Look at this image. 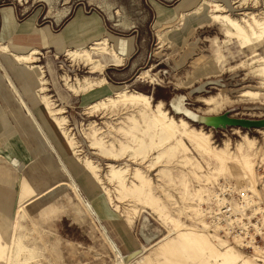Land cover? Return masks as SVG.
I'll return each instance as SVG.
<instances>
[{"label":"rangeland","instance_id":"1","mask_svg":"<svg viewBox=\"0 0 264 264\" xmlns=\"http://www.w3.org/2000/svg\"><path fill=\"white\" fill-rule=\"evenodd\" d=\"M200 4L202 8L193 11ZM211 4L222 10H212ZM214 12L242 30L212 17ZM253 18L264 26V0H0V50L8 51L4 45L23 55L37 50L27 61L30 69L0 52V189L10 194L9 215H0V233L11 242H0V264H122L111 244L122 256L134 254L132 264H264V128H206L170 104L180 96L183 106L196 114L229 110L235 117H264V97L259 102L241 96L245 91L264 94V62L259 60L264 59V34L259 36ZM159 30H165L161 41ZM104 36L112 44L120 38L122 63L92 73L81 57L66 53L68 48H88ZM246 39L250 44L241 46ZM34 68L44 80L40 92L48 95L43 104L49 101L51 108H61L57 117L73 137V147L39 101ZM65 77L73 86L85 78L106 81L74 93ZM122 90L148 95L153 109L161 100L168 115L210 132L214 148L228 141L232 156L251 161L255 181L235 169L217 172L218 163L186 140L185 153L172 149L153 166L162 150L140 148L136 155L122 150L121 143H132L123 132L134 124L140 130L134 134L145 144L156 132L152 114L142 107L91 106ZM218 93L221 100L215 107L197 101ZM107 150L119 158L112 160ZM86 161L95 166L94 172ZM118 168L127 169L123 182L111 172ZM23 178L35 193L43 191L17 214L18 183ZM69 181L89 210L77 200ZM223 182L253 192L248 191L253 202L246 214L262 232L263 240L257 238L262 258L229 244L231 240L204 221L201 204L209 198L205 195ZM76 186L72 184L75 192ZM163 213L173 223H165ZM159 245L168 250L157 254Z\"/></svg>","mask_w":264,"mask_h":264},{"label":"bare ground","instance_id":"2","mask_svg":"<svg viewBox=\"0 0 264 264\" xmlns=\"http://www.w3.org/2000/svg\"><path fill=\"white\" fill-rule=\"evenodd\" d=\"M211 6L213 7L212 10H214V11L222 10V8L220 7L219 4H211ZM200 7H201V4H200ZM211 16L216 18V19L222 18L223 21L224 20L226 21L227 25H237V27L240 28L239 30H242V27L240 25L235 23L232 19L227 18L226 15H221V14H218L217 12H214V14H212ZM253 20L257 25H259V28H260L259 36H262V34H264V26H262L263 23L258 24L254 18H253ZM236 36L240 38L242 36V33L241 34L238 33V34H236ZM157 38L159 39V41L164 39V30H159L157 32ZM247 44H250L248 39L244 40L243 43H241V46L246 47ZM94 52H99L102 54H109V53L114 54V52L111 51V49H109V45L106 42L94 43L88 48L68 50L66 53L68 54V56H70L73 59L76 57H79V58L81 57L82 62L84 64L90 65V69H91L92 73H95V72L100 73L103 70L104 65L100 62V60L93 57L92 54ZM259 60L264 62V59H262V58ZM64 81H65L66 85L68 86V89H70L74 93H78L79 91L89 89L90 87H93V86L99 87L102 84H104L106 80L104 79V77L97 79V80H89V79L85 78V79H83L82 82L77 81L78 82L77 85H74V86L70 85L68 83L67 77L64 78ZM262 88L264 89V85L262 86ZM43 90H44V87L43 86L40 87V91H43ZM241 96L246 98V99H249V98L256 99L257 98L258 101L261 102L263 97H264V94L259 93V92L245 91L242 93ZM44 98H46L45 95H44ZM220 100H221V94H219V93L212 95V96L210 95L208 97H202V96L197 97V101H199L205 105H209V106H213V107L218 105L220 103ZM99 103L101 104L100 106H104V107H105V105L116 106L117 104H120V105L125 106V107L128 105H130L132 107L139 106V107H142L143 109L150 111V113L152 114L153 126L156 128V132H154V135L150 137L149 143L145 144V142L142 138H140L134 134L135 131H140L139 128H137L136 124H134L133 127L129 128L127 130H124L125 132H123V133L131 136L132 137V143L136 146L133 147L131 145L132 143L131 144L121 143L120 147L124 151L125 150L130 151L132 155H136L137 150H139L140 148L146 149L147 150L146 152H150L153 150H162L155 157V160L151 162V166H153L155 164L156 160H158L160 157H162L164 153H167V152L171 151L172 149L177 148V149H180L181 152L185 153L188 150V146L185 143V140H186L191 145H193L195 147V149L199 150L202 154H204L205 156L215 160L218 163L219 169L217 172L229 171V170L235 169V171H237V173H239L243 177H248L250 181L254 180L253 171H252V164L250 163L251 161L249 162V160L247 159V156L246 157H239V155L238 156H232V153L230 151V144L228 141H226L224 143L223 147H220L218 149L214 148L211 145L210 132H207V131H204L202 129H198L196 127L191 126L185 119H183V117L174 118V117L168 115L167 111L162 107L163 102L161 100L158 101L155 109H153L151 101H150V97L148 95L140 93V92H136V91L130 92L127 90H122V91H117L115 93V97H113V98L109 97L105 100H100L99 102H96L91 106L96 107V106H98ZM170 104H171V107L173 108V110L175 112L183 113V114H185V116L187 118L197 120L196 113L190 111L189 109H187L183 106L182 97L174 96L172 98V100L170 101ZM44 106L47 109L48 114L51 116V119L59 127V129L61 130L63 135L67 138L69 145H71L73 147V144L75 143L73 137L67 136V132L64 131L63 126H62L63 122L59 119V117H57V115H59L61 113V108H56V109L51 108L50 107L51 104L49 101H45ZM206 113H208V112H204V113L200 112V114H202V115H207ZM154 137H156V138H154ZM127 141H129V140H127ZM246 141L249 144L252 142L250 140V138H248V137H246ZM171 142H173L174 144L170 145ZM96 144L97 145L99 144V146H102V144L100 142H96ZM166 145H168L167 150H163V148ZM104 150H106V149H104ZM236 150H237V152H240L241 147L237 146ZM106 152H107V155L109 157H111L112 160H116L119 158V156L117 154H113L109 150H107ZM185 161L189 163V159L187 157H185ZM229 163H231L232 166H230ZM85 164H86V167L88 169H90L92 172H94L95 166H93L92 164H90L87 161L85 162ZM111 172L118 174L119 180L121 182H123L124 177H125L124 175L127 172V169L126 168H118L117 170L113 169ZM135 173L140 174L138 169H136ZM94 174H95V177L97 178V173H94ZM252 178H253V180H251ZM250 181L248 184L250 186V189L252 191H254V182L250 183ZM73 186L75 188L74 184H73ZM232 187H233V189H237V188H244L245 189V187H241V186L235 184L234 182L232 184ZM250 189L249 190L245 189V190L250 191ZM252 191H250V192L253 193ZM212 195H213V189L211 187L209 195H205V197H209L207 202H205V204L208 203V201L211 199ZM252 199H253L252 196H248L246 203H248V205H251V203L253 202ZM203 204H201V208L204 210V212H203L204 213L203 214L204 221L206 222L207 226H209V229L213 230L216 227L215 230L217 232L221 226L219 224L211 225V221L208 220L207 215L205 213L206 207H203ZM252 211H253V208H252ZM162 218H163V221L169 225L171 223H173L172 222L173 218H171L167 213L164 214L162 216ZM261 233L262 232H260V234ZM224 239L228 242L227 238H224ZM231 241L232 242H230L229 244L232 243L235 247L237 245V247L239 248V242H238V239L236 237H233ZM142 249H143V246H142ZM261 249L262 248L253 247L252 255H257V257H256L257 259L262 258ZM117 254H118V256H119V258L123 264H129L132 260L133 255H134L133 254V255H130L128 257H125V256H122L118 251H117ZM141 254H142V252H141ZM224 258H225V261L229 260L228 256H226Z\"/></svg>","mask_w":264,"mask_h":264},{"label":"built area","instance_id":"3","mask_svg":"<svg viewBox=\"0 0 264 264\" xmlns=\"http://www.w3.org/2000/svg\"><path fill=\"white\" fill-rule=\"evenodd\" d=\"M213 189V195L208 203H204L205 213L211 225L219 224L218 234L232 240L236 237L239 248L244 251H253V247L260 248L259 239H262L256 222L251 223L246 212L249 205L246 203L249 192L244 188L233 189L230 183L223 182Z\"/></svg>","mask_w":264,"mask_h":264},{"label":"crops","instance_id":"4","mask_svg":"<svg viewBox=\"0 0 264 264\" xmlns=\"http://www.w3.org/2000/svg\"><path fill=\"white\" fill-rule=\"evenodd\" d=\"M198 7H200V5L199 6H197L193 11H197V8ZM165 31V30H164ZM106 36H104V37H101V38H99V39H96V40H93L92 42H91V44L93 43H99V42H106L108 45H109V49H111V51H113L114 52V54L113 53H109V54H102V53H99V52H94L92 55H93V57L94 58H96V59H98V60H100V62L104 65V68L106 67V66H108V65H110V64H118L119 62H123V60H124V58H125V53H122V52H120L119 50H121V51H123V49H124V47L122 46V45H120V43H121V40H120V38H116V40H114L113 42V44L112 43H110V42H108L109 40H107L108 39V37L107 38H105ZM120 41V42H119ZM91 44L89 45V47L91 46ZM112 46L114 47V48H112ZM118 46H119V49H118ZM4 48H8V51H5V50H0V52H6V53H8V54H11L12 55V57L15 59V60H17V61H19V62H24L25 63V66H27L29 69L30 68H33L32 67V64L31 63H29V62H27L28 60H29V56H32L33 57V53H35V50H36V48H31L27 53H24L25 55H23V53H14V52H11L10 51V49H9V47L6 45H4ZM75 48H78V49H80V48H85V46H80V47H75ZM68 50H73V49H71V48H68V49H66V52L68 51ZM75 50V49H74ZM128 50V49H127ZM37 51V50H36ZM97 53V54H96ZM121 62V63H122ZM120 63V64H121ZM33 66H38V65H33ZM90 67V66H89ZM103 68V69H104ZM90 72H91V70H90ZM33 74L34 75H36V70H35V68L33 69ZM36 77H37V80H38V83H39V88L37 89V93L39 94V101L43 104V101H44V95H43V93L42 92H40V87L42 86V82L44 81L43 80V78L41 79V77L42 76H40V74H38V75H36ZM105 78V77H104ZM106 79V78H105ZM11 85V84H10ZM45 99H48V95H46V98ZM19 104H21V106H23V109H24V111L30 116V118H31V120H32V122H33V124H34V126H35V129L36 130H38L39 132H40V134L43 136V134H42V131H41V129H40V127H39V125L37 124V122L35 121V119L32 117V115H31V112H30V110L26 107V105L23 103V101H20V103ZM43 106H44V104H43ZM44 108H45V106H44ZM45 110L47 111V109L45 108ZM48 113V112H47ZM49 115V114H48ZM50 116V115H49ZM56 125V124H55ZM57 126V125H56ZM57 128H58V126H57ZM59 129V128H58ZM60 131V130H59ZM61 133V132H60ZM62 135V134H61ZM63 136V135H62ZM64 138V137H63ZM64 140H65V138H64ZM65 142H66V140H65ZM67 143V142H66ZM67 145H68V143H67ZM69 146V145H68ZM70 148V147H69ZM61 184H66V183H64V182H60L59 183V185H61ZM72 184H74L75 186H76V184L74 183V182H68V186L71 188V190L73 191V193H74V195L76 196V198H77V200L87 209V210H89V207H88V205L84 202V200L82 199V197H81V195L79 194V192H78V190H77V186H76V192H75V190L72 188ZM56 186H58V185H56ZM18 193H17V198H18V205H17V209H16V212H17V214H18V212L19 211H24L25 212V209H24V206H25V204H27L28 202H30V200L32 199V197L33 196H38V193H42V191H40V192H38V193H35V190H34V188L32 187V185L25 179V178H23V179H21L20 181H19V183H18ZM49 190H51V189H49ZM9 196H10V194H9V192H4V189H0V215H2V216H8L9 215V210H8V208L10 207V201H9ZM40 196V195H39ZM35 198V197H34ZM16 214V215H17ZM16 223V221H13V226H14V224ZM12 236V235H11ZM12 238V237H11ZM0 242L2 243V244H10L11 242L10 241H6V240H4L3 239V237H2V235H1V233H0ZM111 244V243H110ZM111 247H112V249L114 250V251H116L115 253H117V250L114 248V246L111 244ZM158 249H157V254H159L160 253V251L162 252L163 250H168V247L165 245V246H162V245H159L158 247H157ZM146 247H143V251H144V253H145V251H146ZM144 253H142V255L140 254L139 255V257H137V259H139L140 260V257H142L143 255H144ZM118 255V254H117ZM123 264V263H122ZM129 264H132L131 262L129 263Z\"/></svg>","mask_w":264,"mask_h":264},{"label":"water","instance_id":"5","mask_svg":"<svg viewBox=\"0 0 264 264\" xmlns=\"http://www.w3.org/2000/svg\"><path fill=\"white\" fill-rule=\"evenodd\" d=\"M197 120L190 119L194 123L203 125L206 128L212 129H226V128H241L245 130L249 129H261L264 128V117L262 118H247V117H235L229 113V110H225L219 114L202 115L196 114Z\"/></svg>","mask_w":264,"mask_h":264},{"label":"flooded vegetation","instance_id":"6","mask_svg":"<svg viewBox=\"0 0 264 264\" xmlns=\"http://www.w3.org/2000/svg\"><path fill=\"white\" fill-rule=\"evenodd\" d=\"M208 96H210V95H208Z\"/></svg>","mask_w":264,"mask_h":264}]
</instances>
